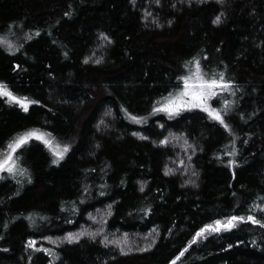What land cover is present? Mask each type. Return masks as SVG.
<instances>
[{"label":"trees","instance_id":"trees-1","mask_svg":"<svg viewBox=\"0 0 264 264\" xmlns=\"http://www.w3.org/2000/svg\"><path fill=\"white\" fill-rule=\"evenodd\" d=\"M0 39V81L39 101L0 96V151L29 130L70 145L53 164L33 138L25 174L0 178V264H264L250 221L193 242L216 220H264V0H0ZM196 60L233 81L212 99L230 101L231 131L200 108L153 113ZM81 230L98 235L63 239ZM125 233L126 254L101 242Z\"/></svg>","mask_w":264,"mask_h":264},{"label":"snow or ice","instance_id":"snow-or-ice-1","mask_svg":"<svg viewBox=\"0 0 264 264\" xmlns=\"http://www.w3.org/2000/svg\"><path fill=\"white\" fill-rule=\"evenodd\" d=\"M198 2H203V0H198ZM133 3H135V0H133ZM156 3H160V0H156ZM188 3H191V0H188ZM65 15H70L69 13H65ZM150 15V13H149ZM221 22V16H216L213 23L219 24ZM171 23V21H169ZM39 33L37 32V35ZM101 37L105 40L110 41V38L107 37L106 34L101 33ZM31 39V37H28ZM9 51H12L11 48H9ZM87 62V61H86ZM96 63H99L100 61H95ZM188 65L186 64L185 67ZM16 67H19L17 65ZM195 69L196 71L194 73L190 72L188 75L178 77L177 79L181 80L183 82L184 87L180 89L176 94L169 93V96L163 99V103L159 105V107H156L153 109V112L157 111H164L169 114V117L173 115H179L181 111H184L186 109H192V108H200L203 111L209 113V116L213 118L216 121H219L221 125L225 129H228L231 131L230 125L226 122L224 113H226L229 110L230 101L224 100L223 109H217L214 108L210 103L209 100L218 95V92L223 91L225 89L232 91V84L233 81L231 80H225L224 74L221 73L219 77L212 76V77H206V75L203 72V69L201 67L200 61H195ZM235 93L233 92V95ZM0 96L7 97L9 102H14L20 104L24 111H28L29 104L32 103H39V101H31L27 97H19L17 96L8 86L0 81ZM127 112V109H125ZM130 118L137 122L142 123L143 119L142 117H136L132 116L129 113ZM51 134L49 133H40L36 130H29L24 132L23 134L18 135V137L9 142L7 145V148L4 150V153L2 156H0V172L6 171L9 174L15 175L16 173H19L21 175L25 174L26 170L20 169L17 166V157L16 153L17 150L22 148L25 144H27L31 139L35 138L38 140H42L45 144H47L50 148H52V151L54 153L55 159L52 160L53 164H59L60 160L64 158L65 153L68 152L70 145L64 144L63 146L57 144L55 147L52 145V140L48 137ZM134 135H141L139 133H134ZM141 138L146 139V137L141 136ZM161 144L168 143L167 138L164 140L159 141ZM228 155H235L236 150L233 148V151L230 153H227ZM190 159V158H189ZM183 163V161H181ZM238 162L236 160H229V165H236ZM167 171H171L170 169ZM195 175V173H193ZM30 179V177H29ZM141 191H143V186L141 187ZM111 206H109L110 208ZM108 214H111L110 212ZM95 220L96 218L93 217ZM250 221L254 224H258L261 226H264V220L257 219L254 215L248 214L247 216H229L225 218V222H222L221 220H216L214 222V225L209 224L205 225L204 227L200 228L197 233L195 234V237L193 238V242L196 241L197 238L201 237L206 231H214L219 232L221 230H230L234 227H236L235 222H245ZM100 231H103L101 229ZM84 235L90 236L91 239L95 240L98 233L95 232H85L84 230H81L79 232L73 233L68 232L66 236L63 237L64 240L68 241L69 243L77 242L80 240V238ZM44 239L51 240V237H44ZM53 243H56V241H52ZM105 244V246L109 244H115L117 246H120V250L122 253H125L127 251H132L133 249L128 246V234L125 233L124 237L122 239H112L110 240L108 236H104L103 240L101 241ZM36 241L35 240H29L28 246L35 248ZM148 247H151V244L148 245ZM228 247H232V245H229ZM38 250V249H37ZM138 251H146V248H139L136 249ZM6 251V249H5ZM44 251L48 252L49 249H44ZM181 255H183V252H181ZM176 259H179L177 257ZM172 264H175V260L172 261Z\"/></svg>","mask_w":264,"mask_h":264},{"label":"rangeland","instance_id":"rangeland-1","mask_svg":"<svg viewBox=\"0 0 264 264\" xmlns=\"http://www.w3.org/2000/svg\"><path fill=\"white\" fill-rule=\"evenodd\" d=\"M1 41H2V39H0ZM196 70H194V72H195ZM194 72H192V73H194ZM188 75V74H187ZM184 87V85H183V83H182V86L177 90V91H175L174 93H172V94H176L180 89H182ZM220 92H222V91H220ZM219 93V92H218ZM169 95H167V96H165L164 98H166V97H168ZM213 98H215V96L214 97H212L210 100H209V103L214 107V108H216L215 106H214V104L212 103V99ZM161 103H163V99H161V101H159V103L154 107V108H156V107H159V105L161 104ZM153 108V109H154ZM158 112H161V113H165V115L167 116V117H169V114L167 113V112H164V111H157V112H153V113H158ZM209 114V113H208ZM174 116V115H173ZM172 117V116H171ZM36 131H38V130H36ZM38 132H40V133H43V132H41V131H38ZM40 141H42V140H40ZM43 142V141H42ZM44 143V142H43ZM45 144V143H44ZM52 145H53V147H55L56 145H57V143H55V144H53L52 143ZM60 145V144H59ZM7 148V146L4 148V149H2L1 151H0V156H2L3 155V153H4V150ZM52 149V148H51ZM6 171H4V172H0V178L1 177H3L4 176V173H5Z\"/></svg>","mask_w":264,"mask_h":264}]
</instances>
